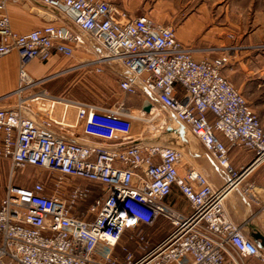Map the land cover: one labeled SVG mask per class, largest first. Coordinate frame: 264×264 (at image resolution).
<instances>
[{
  "label": "built area",
  "instance_id": "built-area-1",
  "mask_svg": "<svg viewBox=\"0 0 264 264\" xmlns=\"http://www.w3.org/2000/svg\"><path fill=\"white\" fill-rule=\"evenodd\" d=\"M36 1L65 23L18 34L7 13L9 0H0V59L20 57L18 103L0 109V163L9 169L6 185L0 182V264L264 263V249L226 210L228 196L264 165L260 118L222 74L229 57L198 61L172 26L148 16L132 18L108 1ZM80 51L96 56L97 73L103 72L99 66L122 68L120 89L127 96L143 93L149 111L143 107L136 117L124 106L34 91L40 83L29 75L30 63H46L55 54L73 59ZM29 91L34 92L27 96ZM70 109L92 140L69 141L55 132V126L72 127L65 123ZM41 113L46 116L38 119ZM163 113L184 125L226 171L224 186L215 187L193 167L181 176V150L133 137L136 120L160 122L154 132L161 135ZM237 148L255 155L240 171L230 161ZM29 167L56 173L54 189L17 184L16 175ZM74 179L100 187L84 211L93 190ZM175 187L191 206L189 216L166 203ZM160 219L171 230L153 245L148 230Z\"/></svg>",
  "mask_w": 264,
  "mask_h": 264
},
{
  "label": "crops",
  "instance_id": "crops-1",
  "mask_svg": "<svg viewBox=\"0 0 264 264\" xmlns=\"http://www.w3.org/2000/svg\"><path fill=\"white\" fill-rule=\"evenodd\" d=\"M104 1L116 4L120 9L128 12L132 18L148 16L155 19L153 17L154 10L151 8V0ZM118 1L120 5L117 3ZM223 4L225 8L221 13H212L211 17L216 22L220 19L221 27L216 23L206 26L207 18L203 16L209 17V15L200 14L199 8L196 11H192L188 17H185L184 22L179 23L178 28H175L176 35L179 41L192 47L193 55L198 61L203 60L205 57L216 55L218 52L229 57L228 67L222 72L244 94L251 108L258 114L264 127V0H254L252 2L250 0H226ZM7 13L12 29L21 35L49 25L59 26L65 23L59 13L45 7L36 0H9ZM86 60H93L92 62H94L96 56L93 53L80 51L77 52L73 59L55 54L46 63L38 60L33 61L28 65L27 71L33 79L40 83V86L35 88L34 91L46 90L51 95L73 99L50 92L51 90L47 89L46 85L55 78L71 73L69 69L63 66L66 62L83 63L84 65ZM19 66L20 57L18 53H13L0 59V101L7 100V104L0 106V109L15 107L18 103ZM121 73L124 75V72ZM34 91H29L26 95L28 96ZM61 111L60 107L55 111V117L59 120L62 117ZM44 116L46 115L41 113L38 115V119H42ZM212 118L210 116V119ZM65 123L72 127L55 126L54 130L57 134L69 141L85 142L92 140L85 135L83 124H78L77 111L75 109L68 111ZM180 125L174 128L173 124L167 123L164 130H161V137L165 134L173 135L174 137L178 136L176 131ZM155 126L157 127L159 124ZM148 130L147 128L143 131L140 138L145 139L148 143L174 146L148 139L150 138L148 137ZM154 131L155 129L152 130L153 133H155ZM134 132L135 127L133 135ZM155 136L159 137L160 135L155 133ZM219 137L223 142H226L224 137L221 135ZM189 152L194 159H206L209 163V168L205 164L196 165L195 163L183 162L179 167L181 176L185 175L190 167H193L206 175L215 187H222L228 182L229 178L226 171L219 166L210 153L206 151L203 152V155H198L191 149ZM244 152L247 154H242ZM250 154L252 157H250ZM253 159L254 154L243 149L237 148L230 152V161L234 167L249 165ZM4 165L8 167L7 163H0V167ZM257 169L253 172L254 174L252 173L253 175L247 185H243L233 191L226 200V210L230 218L243 227L245 234L253 240L256 233L264 236V166ZM86 183L84 185L89 186L93 190L94 198L100 195L99 185L90 182ZM166 203L185 216L192 214L189 202L176 187L173 189V194L166 200ZM151 231L148 230V233H152Z\"/></svg>",
  "mask_w": 264,
  "mask_h": 264
},
{
  "label": "rangeland",
  "instance_id": "rangeland-1",
  "mask_svg": "<svg viewBox=\"0 0 264 264\" xmlns=\"http://www.w3.org/2000/svg\"><path fill=\"white\" fill-rule=\"evenodd\" d=\"M151 8L154 10L153 19L156 22H161V24L165 26H172L174 29L178 28L179 23L184 22V18L188 17L192 11H196L200 8V14L209 15V17L203 16L207 18V25L217 24L219 27H221V21L215 19H212V13H221V11L225 8L226 0H151ZM251 2L254 0H250ZM162 2V4H161ZM120 3L119 1L117 2ZM116 5V4H115ZM120 5V4H119ZM162 6V7H161ZM166 13V14H165ZM201 16V15H200ZM164 17V18H161ZM166 18V19H165ZM176 31V30H175ZM207 32V31H206ZM204 32V33H206ZM203 33V34H204ZM220 33V32H219ZM177 36V35H176ZM233 38V37H232ZM179 40V39H178ZM186 49H188L191 54L193 55V50L190 45H185L183 42L179 41ZM220 52H218L216 55H211L209 57H205L203 60H214L219 57H222ZM194 57V55H193ZM195 58V57H194ZM196 59V58H195ZM86 64H78L77 62H66L65 65H63L66 69H69L71 73L62 76L60 78H55L51 82H49L46 86L47 89L51 90L50 92L55 93L57 95H63L67 97H71L76 100L89 102L96 104L101 107L106 108H113V107H119L124 106L125 108L132 110V112L135 113L136 117H139V111L144 107L147 100L145 99L143 93H140L136 96H127L125 93L120 89V82L121 79H123V75L121 73V69H119V66H113L111 68L105 67V66H99L103 69L102 73L96 72V62H93V60H86ZM201 61V60H200ZM228 65L224 68L226 69ZM65 69V70H66ZM223 69V70H224ZM223 76L229 80L225 74L222 72ZM229 82H231L229 80ZM233 85V83L231 82ZM233 87L239 92L243 97L244 94L241 93L238 88H236L234 85ZM245 98V97H244ZM246 99V98H245ZM249 101V100H248ZM7 100H1L0 106L6 105ZM5 103V104H4ZM250 104V103H248ZM251 108V106L249 105ZM6 108V107H5ZM252 109V108H251ZM254 112V110L252 109ZM255 113V112H254ZM257 116L258 114L255 113ZM212 116L211 114L209 115ZM213 117V116H212ZM259 117V116H258ZM147 118L151 119L150 114H147ZM214 118V117H213ZM212 118V119H213ZM163 121H167L168 124H173V127L176 128L177 125L180 124L179 121H177L174 118H170L168 120V115L166 113H163L162 115ZM211 119V121H212ZM174 121V122H172ZM179 122V123H178ZM160 122H150L148 125L147 123L141 122L139 120H136L134 122L135 132L133 137L135 139H141V134L143 131H145L147 128L148 134L150 138L153 141H160L164 144L174 145L170 146L176 149L181 150L184 153V162L192 163V164H205L206 167L209 168L208 162L206 159H194L192 155L190 154L189 150H194L196 154L203 155V152H206L207 149L195 138V136L190 133V131L186 128V140H187V147L182 144V141L179 136H173V135H161L159 137L155 136V133L152 132L156 124H159ZM147 137V136H146ZM175 143V144H174ZM193 147V148H192ZM239 149V148H238ZM244 150V149H243ZM246 151V150H245ZM208 152V151H207ZM248 152V151H247ZM209 153V152H208ZM247 154V153H242ZM255 156V155H254ZM250 157L252 155L250 154ZM196 158V157H195ZM254 161V159H253ZM252 161V162H253ZM251 162V163H252ZM250 163V164H251ZM249 164V165H250ZM232 165V164H231ZM233 166V165H232ZM248 165L242 166V167H234L233 168L236 171H240L243 167H246ZM264 165L260 166L263 167ZM259 167V168H260ZM258 168V169H259ZM257 169V170H258ZM254 174V173H253ZM252 174V175H253ZM252 175L247 179V182L250 180ZM57 174L53 173L52 171L44 168H37V167H29L24 171H20L15 178V182L17 184H20L25 187H34L37 183L40 185H44L48 191H52L54 189L52 185V180H56ZM9 178V169L6 165L0 167V182L4 185L8 182ZM73 182H78L82 184H87L85 181H82L80 179H74ZM85 182V183H84ZM211 182V181H210ZM247 184H245L246 186ZM220 188V187H218ZM98 191V189H97ZM3 192L0 191V198H2ZM91 199L88 201L83 207L82 211L87 209L94 201ZM159 226L155 229H153L149 235L153 237V245L157 244L161 240L165 238V236L168 234V232L171 230V225L169 222H167L164 219H160L158 221ZM128 237V234L126 238ZM258 245V244H257ZM264 249V248H263ZM246 264H264L258 260H248Z\"/></svg>",
  "mask_w": 264,
  "mask_h": 264
},
{
  "label": "water",
  "instance_id": "water-1",
  "mask_svg": "<svg viewBox=\"0 0 264 264\" xmlns=\"http://www.w3.org/2000/svg\"><path fill=\"white\" fill-rule=\"evenodd\" d=\"M144 109L146 111H149L150 109V104L148 102H146V104L144 105ZM177 135L180 137L182 144H184L187 147V140L185 138L186 136V128L184 125H180L179 129L176 131ZM254 240L256 241V243L258 244L259 248L263 249L264 248V236L260 233H256Z\"/></svg>",
  "mask_w": 264,
  "mask_h": 264
},
{
  "label": "bare ground",
  "instance_id": "bare-ground-1",
  "mask_svg": "<svg viewBox=\"0 0 264 264\" xmlns=\"http://www.w3.org/2000/svg\"><path fill=\"white\" fill-rule=\"evenodd\" d=\"M184 154V153H183Z\"/></svg>",
  "mask_w": 264,
  "mask_h": 264
}]
</instances>
